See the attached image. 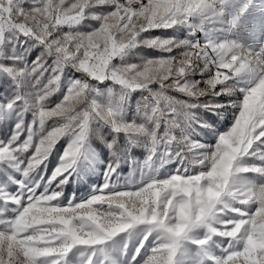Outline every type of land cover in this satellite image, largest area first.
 <instances>
[{
  "label": "snow or ice",
  "instance_id": "snow-or-ice-1",
  "mask_svg": "<svg viewBox=\"0 0 264 264\" xmlns=\"http://www.w3.org/2000/svg\"><path fill=\"white\" fill-rule=\"evenodd\" d=\"M0 125V264H264V0H0Z\"/></svg>",
  "mask_w": 264,
  "mask_h": 264
},
{
  "label": "rangeland",
  "instance_id": "rangeland-1",
  "mask_svg": "<svg viewBox=\"0 0 264 264\" xmlns=\"http://www.w3.org/2000/svg\"><path fill=\"white\" fill-rule=\"evenodd\" d=\"M156 34L159 35L160 33L157 32ZM153 52H154V50H152V49H144L143 52H142V54H144V55H151V54H153ZM39 54H40V50L39 49L33 50L32 53L30 54V56L28 58H29V60L35 59V57L38 56ZM49 63H51V61H49ZM44 82H46V80ZM175 94L178 96V98H182V97L179 96V94H177V93H175ZM58 95L59 94H54L52 97L49 98V101H50V103L53 106H54V104L56 102H58ZM218 100L221 103L224 102V99L218 98ZM201 115L203 116V118L206 121H208L209 124H212V125L219 124V125H222V126H227V122L221 121L218 117H215L213 115V113H211V112H207V113L202 112ZM28 119L30 120V116L28 117ZM51 125H52V121H48V124H47L46 127H48L50 129ZM4 131H5L4 127L2 125H0V135H2L4 133ZM64 143H65V141L62 139L59 142V144L57 145V147L58 148L60 147L62 149V146H63ZM51 159H52V162L49 164V170H51V168L54 166V163H55V155H53V157ZM95 179L96 178L93 177V182H95ZM65 192L69 196H71L73 192H76L77 195H83V194H85L86 189L85 188H81L79 186V184L77 183V184H72L69 187H67L65 189Z\"/></svg>",
  "mask_w": 264,
  "mask_h": 264
},
{
  "label": "trees",
  "instance_id": "trees-1",
  "mask_svg": "<svg viewBox=\"0 0 264 264\" xmlns=\"http://www.w3.org/2000/svg\"><path fill=\"white\" fill-rule=\"evenodd\" d=\"M174 95H176L175 93H173Z\"/></svg>",
  "mask_w": 264,
  "mask_h": 264
}]
</instances>
